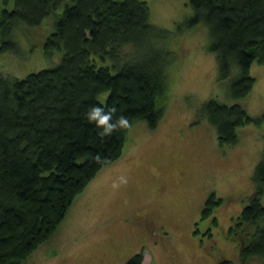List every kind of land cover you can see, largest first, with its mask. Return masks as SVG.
I'll return each mask as SVG.
<instances>
[{
	"label": "trees",
	"instance_id": "obj_1",
	"mask_svg": "<svg viewBox=\"0 0 264 264\" xmlns=\"http://www.w3.org/2000/svg\"><path fill=\"white\" fill-rule=\"evenodd\" d=\"M61 1L0 0V51L16 47L10 36L19 20L37 24ZM187 2L192 11L177 27L205 24L218 77L234 70L229 96H244L253 81L250 62L264 60V0ZM168 36L149 20L146 0H70L44 40V52L61 49L59 61L22 76L0 71V264H25L75 194L120 155L127 128L101 137L102 129L86 118L92 106L115 108L113 122L123 116L129 125L142 118L153 126L162 115L171 50L158 41ZM197 117L214 127L220 143L232 144L239 125L264 121V107L251 116L238 102L209 96ZM251 179L253 190L228 236L237 241L239 264H264V143ZM219 199L208 192L200 215ZM141 260L139 249L121 264Z\"/></svg>",
	"mask_w": 264,
	"mask_h": 264
},
{
	"label": "rangeland",
	"instance_id": "obj_2",
	"mask_svg": "<svg viewBox=\"0 0 264 264\" xmlns=\"http://www.w3.org/2000/svg\"><path fill=\"white\" fill-rule=\"evenodd\" d=\"M69 1L37 24L19 20L13 26L16 47L0 51L4 76H22L59 61L61 49L44 52V40ZM146 3L149 20L169 30L158 41L171 50L165 109L153 126L142 118L130 123L120 155L75 194L25 264H121L139 249L141 264H239L228 226L253 190L251 172L264 143V121L239 125L236 142L220 143L214 127L197 117V106L212 96L258 114L264 107V60L250 62L251 87L232 98L228 81L234 70L218 77L205 24L177 27L192 11L187 0ZM210 191L221 199L202 216ZM260 199L264 202V192Z\"/></svg>",
	"mask_w": 264,
	"mask_h": 264
},
{
	"label": "clouds",
	"instance_id": "obj_3",
	"mask_svg": "<svg viewBox=\"0 0 264 264\" xmlns=\"http://www.w3.org/2000/svg\"><path fill=\"white\" fill-rule=\"evenodd\" d=\"M115 112V108L108 109V111L105 112L103 107L94 105L86 113V118L90 122H95L96 126L102 129L98 135L101 137L110 136L118 129L129 127L127 119L123 116L118 117L115 122H113V115Z\"/></svg>",
	"mask_w": 264,
	"mask_h": 264
},
{
	"label": "flooded vegetation",
	"instance_id": "obj_4",
	"mask_svg": "<svg viewBox=\"0 0 264 264\" xmlns=\"http://www.w3.org/2000/svg\"><path fill=\"white\" fill-rule=\"evenodd\" d=\"M211 226H212V224H210V223H208V224L205 226V228L209 229L208 233L211 232V231H210ZM153 241H154V240H153Z\"/></svg>",
	"mask_w": 264,
	"mask_h": 264
}]
</instances>
